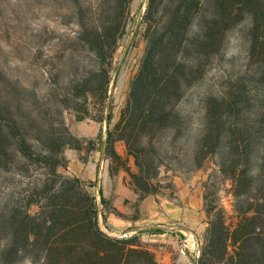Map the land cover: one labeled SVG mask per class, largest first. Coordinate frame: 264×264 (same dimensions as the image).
Listing matches in <instances>:
<instances>
[{
  "label": "trees",
  "instance_id": "16d2710c",
  "mask_svg": "<svg viewBox=\"0 0 264 264\" xmlns=\"http://www.w3.org/2000/svg\"><path fill=\"white\" fill-rule=\"evenodd\" d=\"M70 2L77 29L58 36L66 46L42 53L57 62L47 90L24 84L14 90L9 79L0 84V173L12 175L9 184L34 181L30 189L5 191L0 182V264H161L137 236L101 229L96 197L87 188L92 181L57 171L66 166L65 148L94 150L93 139L69 130L64 110L77 121L112 119L113 56L131 0ZM143 21L145 49L125 103L105 138L97 137L115 164L110 171H125L139 199L173 191V181L163 183L159 175L163 167L173 170L174 143L187 134L191 116L179 103L202 78L204 65L223 56L229 30L247 21L241 70L217 93L199 98L192 161L201 167L213 158L230 182L233 204L230 213L220 204L206 205L195 264H264V0H147ZM119 141L126 156L115 149ZM98 195L104 206L101 189Z\"/></svg>",
  "mask_w": 264,
  "mask_h": 264
},
{
  "label": "rangeland",
  "instance_id": "374dc122",
  "mask_svg": "<svg viewBox=\"0 0 264 264\" xmlns=\"http://www.w3.org/2000/svg\"><path fill=\"white\" fill-rule=\"evenodd\" d=\"M146 2L147 0H131L125 30L118 40L113 56L109 86L112 111L110 123L106 120L97 122L90 118L77 121L73 112H62L63 120L73 134L77 135V131L82 134L77 136L94 140V150L89 153L86 151L88 146H84L81 151L64 149L66 166L57 168L64 176H72L69 172L75 170V166L70 164L71 169L67 166L71 160H77L76 156L79 161L81 157H87L89 160L90 155L96 160L99 156L97 151L101 146L97 137L103 140L107 128H111L119 117L130 80L137 72L145 49L143 14ZM73 13L74 8L70 0H0V84L7 86L9 79L13 82L10 86L14 90L24 84L37 92L46 91L49 71L57 67V62L43 58L42 53L45 51L46 54L50 49L67 45L59 40L58 36L77 29ZM247 27V21H244L229 30L222 51L223 56L204 65L202 78L187 89L179 103V108L186 110L187 115L191 116L185 131L191 136L186 138L187 134L183 135L174 143L173 154L176 157L169 158L173 170L167 171L163 167L159 175L160 179H164L163 183L167 178L173 181V191L163 190L162 193L147 195L142 199L136 197L130 202L125 201V211L110 212L109 209L113 208L110 195H107L106 204L103 206L98 195L99 190H102L101 186L92 180L82 179L93 182V186L87 188L96 197L99 210L97 220L101 229L108 232L111 228H121L126 219H131L136 229L131 235L108 233L123 238L137 236L142 245L154 252L161 264H195L207 226L204 211L206 205L217 203L228 213L231 212L233 197L229 180L217 172L212 157L204 160L201 167H196L192 161L191 148L198 133L197 118L201 114L199 98L204 93H217L226 85L230 76L241 70L247 50V42L244 39ZM114 146L126 156L122 142H116ZM105 157L108 167H113L115 164L111 163L109 157ZM129 165L134 171L131 158ZM89 166L93 167L88 164ZM125 178L129 180L128 175ZM12 179L10 173H0L3 191L11 186L17 190L21 187L30 189L34 184L31 177L21 181L16 178L14 182L7 183V180ZM30 210L34 212L36 207L32 206ZM101 211L105 212L106 223L102 220ZM20 264L29 263L25 260Z\"/></svg>",
  "mask_w": 264,
  "mask_h": 264
},
{
  "label": "crops",
  "instance_id": "0c3cea01",
  "mask_svg": "<svg viewBox=\"0 0 264 264\" xmlns=\"http://www.w3.org/2000/svg\"><path fill=\"white\" fill-rule=\"evenodd\" d=\"M76 134L82 136V134L77 131ZM116 151L120 155L124 154L123 151L120 152L117 149ZM97 153L99 156L95 161V157L93 155H90L89 160L86 162L79 161L76 156L77 160H71L67 166L69 169H71L70 164H74L75 166V170L69 173L79 177L80 179L92 180L98 186H101L103 196L106 198L107 195H110L113 208L116 211L123 212L126 210L125 201L130 202L138 197V195L130 185L129 180L125 178L127 176L125 171L119 170L115 173L110 171V168L107 165V158L104 154V143L101 144ZM88 164L93 165V167H88ZM125 221L126 222L123 227H117L116 229L111 228V231L108 232L114 235H120L122 233L131 235V233L136 231L135 224H132L133 221L131 219H126Z\"/></svg>",
  "mask_w": 264,
  "mask_h": 264
},
{
  "label": "built area",
  "instance_id": "2783aa9c",
  "mask_svg": "<svg viewBox=\"0 0 264 264\" xmlns=\"http://www.w3.org/2000/svg\"><path fill=\"white\" fill-rule=\"evenodd\" d=\"M123 235H124V236H126L127 234H126V233H124Z\"/></svg>",
  "mask_w": 264,
  "mask_h": 264
}]
</instances>
